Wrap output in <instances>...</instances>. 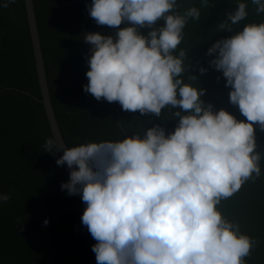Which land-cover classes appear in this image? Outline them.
I'll use <instances>...</instances> for the list:
<instances>
[{
  "label": "clouds",
  "instance_id": "9594fccd",
  "mask_svg": "<svg viewBox=\"0 0 264 264\" xmlns=\"http://www.w3.org/2000/svg\"><path fill=\"white\" fill-rule=\"evenodd\" d=\"M11 2L2 0L0 7ZM210 2L91 0L87 5L98 24L130 23L114 34L84 33L91 45L84 90L119 101L125 110L160 116L168 107L179 117L167 135L157 123L122 132L123 138L68 146L57 158L70 169L61 188L85 202L81 222L96 241L91 246L96 264H247L254 239L219 205L249 179L264 175V151L253 123L264 130V0H233L219 28L243 26L206 53H215L208 63L222 70L230 102L246 120L205 104L206 90L193 83L197 76L183 75L190 67L181 47L186 27ZM142 27L150 29L146 35ZM62 146L53 137L43 144L47 152ZM9 199L0 192V201Z\"/></svg>",
  "mask_w": 264,
  "mask_h": 264
},
{
  "label": "trees",
  "instance_id": "16d2710c",
  "mask_svg": "<svg viewBox=\"0 0 264 264\" xmlns=\"http://www.w3.org/2000/svg\"><path fill=\"white\" fill-rule=\"evenodd\" d=\"M33 3L51 101L67 147L123 138L122 132L130 135L157 123L166 135L174 131L179 117H173L168 107L160 116L125 110L119 101L97 99L84 90L91 55L84 33L114 34L130 22L96 23L88 12L91 0ZM234 6L233 0H211L198 21H189L181 47L187 50L190 67L183 75L197 76L193 83L206 90L205 104L246 120L230 102L231 86H226L222 70L208 63L215 53L206 54L213 42L243 26L233 31L219 28ZM149 30L140 29L145 35ZM201 66L207 71L200 73ZM40 98L24 0H12L8 7H0V192L10 195L0 201V264H96L91 247L96 241L81 222L85 202L79 193L69 195L61 188L70 179V170L65 163H56L59 150L47 152L43 147L53 136ZM253 123L258 148L264 151V130ZM219 207L254 239L247 264H264V175L249 179Z\"/></svg>",
  "mask_w": 264,
  "mask_h": 264
},
{
  "label": "water",
  "instance_id": "95a60500",
  "mask_svg": "<svg viewBox=\"0 0 264 264\" xmlns=\"http://www.w3.org/2000/svg\"><path fill=\"white\" fill-rule=\"evenodd\" d=\"M24 5H25L26 19H27V24H28V29H29V34H30V39H31V44H32L38 85H39V90H40V95H41L40 101L43 105L47 123H48V126L50 128L53 138H58L61 141V144L63 145L59 149V152L62 155L64 148H66L67 145L60 131V127L57 122L54 108H53L52 101H51V95H50L49 86H48V80H47V75H46V70H45L44 58H43V53H42V48H41V42H40V37H39V31H38V25H37L33 0H24ZM73 167H78V166L73 165Z\"/></svg>",
  "mask_w": 264,
  "mask_h": 264
}]
</instances>
